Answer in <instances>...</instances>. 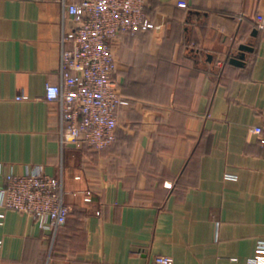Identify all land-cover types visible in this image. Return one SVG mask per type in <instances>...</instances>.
Wrapping results in <instances>:
<instances>
[{"label": "crops", "instance_id": "1", "mask_svg": "<svg viewBox=\"0 0 264 264\" xmlns=\"http://www.w3.org/2000/svg\"><path fill=\"white\" fill-rule=\"evenodd\" d=\"M63 2L0 0V188L42 167L70 207L55 231L0 206V264H250L264 239V0H148L152 26L114 43L127 100L102 149L62 145L46 98L74 26ZM242 44L245 63H230Z\"/></svg>", "mask_w": 264, "mask_h": 264}, {"label": "built area", "instance_id": "2", "mask_svg": "<svg viewBox=\"0 0 264 264\" xmlns=\"http://www.w3.org/2000/svg\"><path fill=\"white\" fill-rule=\"evenodd\" d=\"M63 3L74 26L62 39V81L46 85V98L59 105L62 145L75 142L102 149L116 140L119 109L127 100L116 77L114 43L120 34H135L152 26L148 0ZM253 131L264 146V124L255 125ZM0 206L32 215L41 228L55 231L66 223L70 212L64 201L63 178L45 173L42 167L7 175L0 188ZM148 264L175 262L170 256L156 255ZM250 264H264V239L258 241Z\"/></svg>", "mask_w": 264, "mask_h": 264}, {"label": "water", "instance_id": "3", "mask_svg": "<svg viewBox=\"0 0 264 264\" xmlns=\"http://www.w3.org/2000/svg\"><path fill=\"white\" fill-rule=\"evenodd\" d=\"M253 47L249 44H242L239 47L238 53H234L229 61L230 63L241 65L245 63V60L247 58V52L252 51Z\"/></svg>", "mask_w": 264, "mask_h": 264}]
</instances>
